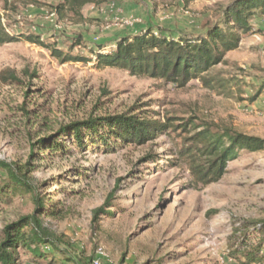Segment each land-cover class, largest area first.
Segmentation results:
<instances>
[{"label": "rangeland", "instance_id": "rangeland-1", "mask_svg": "<svg viewBox=\"0 0 264 264\" xmlns=\"http://www.w3.org/2000/svg\"><path fill=\"white\" fill-rule=\"evenodd\" d=\"M62 1L22 0L5 8L0 0L1 22L17 38L0 46V73L14 70L22 81L0 82V159L26 164L32 145L58 135L64 125L130 112L154 121L198 117L264 139V91L251 100L264 85V19L252 20L254 31L213 70L244 83L241 94L226 97L200 80L178 87L101 67L97 54L148 31L175 38L205 35L209 25H223L225 10L236 0H106L84 7L82 18L57 15ZM43 45L75 60L56 58ZM63 139L72 152H43L32 177L62 211L46 223L61 237V248L69 247L81 262L264 264V150L241 153L221 181L202 186L178 159L183 136L163 134L115 151L88 146L83 152ZM150 153L159 165L145 161ZM98 209L104 213L95 221ZM33 210L29 198L0 203V241L7 224ZM19 256L22 264H49L24 250Z\"/></svg>", "mask_w": 264, "mask_h": 264}, {"label": "trees", "instance_id": "trees-1", "mask_svg": "<svg viewBox=\"0 0 264 264\" xmlns=\"http://www.w3.org/2000/svg\"><path fill=\"white\" fill-rule=\"evenodd\" d=\"M5 8L22 0H2ZM106 0H63L55 8L57 15L72 14L82 18L81 11L88 5H102ZM0 16V46L16 41V37L6 32ZM264 19V0H236L227 7L220 23L211 24L205 35L198 37L167 36L148 31L125 38L116 43L109 52L97 54L101 67L126 70L131 76L149 77L163 80L166 84L185 87L192 80H200L210 92L231 97L234 92H243L242 81L213 74L219 64L224 63V55L239 48L242 38L254 31L252 20ZM25 39L40 43L34 36ZM52 55L63 61L75 60L50 45ZM35 77V73L31 75ZM4 85L21 84L14 70L0 73ZM264 85L257 91L252 101L259 98ZM163 134H174L181 138L182 145L178 159L185 162L195 185L207 186L218 183L226 174L227 165L241 153H260L264 150V139L240 133L233 128L198 117L189 119L166 117L164 121H154L147 113L134 115H114L89 118L64 125L58 135L41 139L32 145L30 159L26 164H18L0 159V203L13 202L15 198H29L34 206L31 214L21 216L5 226L0 241V264H22L19 250L29 253L35 261L49 264H91V261L72 256L61 248L62 239L46 223V219L59 217L61 210L45 195L44 187L38 185L32 173L35 160L43 152L58 151L71 153L66 149L63 137L75 142V149L83 152L89 146H101L106 151H115L126 145L143 146L153 142ZM157 155L148 154L145 161L150 163ZM113 196V195H112ZM104 209L94 211L98 221ZM264 226V225H263ZM264 232V227L261 229ZM71 247V246H70ZM68 252V253H67ZM59 255L63 259H59Z\"/></svg>", "mask_w": 264, "mask_h": 264}, {"label": "built area", "instance_id": "built-area-1", "mask_svg": "<svg viewBox=\"0 0 264 264\" xmlns=\"http://www.w3.org/2000/svg\"><path fill=\"white\" fill-rule=\"evenodd\" d=\"M95 264H99L98 261H94Z\"/></svg>", "mask_w": 264, "mask_h": 264}]
</instances>
